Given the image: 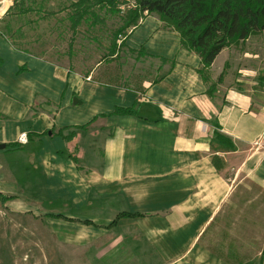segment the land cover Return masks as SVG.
<instances>
[{
	"label": "crops",
	"instance_id": "obj_1",
	"mask_svg": "<svg viewBox=\"0 0 264 264\" xmlns=\"http://www.w3.org/2000/svg\"><path fill=\"white\" fill-rule=\"evenodd\" d=\"M143 49L159 59L143 45L130 51ZM226 49L203 73L183 49L189 67L160 61L155 78L133 84L115 64L87 76L86 65L34 56L0 34V196L14 197L5 208L36 215L27 193L60 203L62 212L42 211L46 223L97 264H264V252L240 250L257 246L248 234L264 208V68L250 67L257 53H239L246 63L208 80ZM134 105L135 115L112 114ZM64 127L71 141L54 135ZM242 208L254 218L242 220Z\"/></svg>",
	"mask_w": 264,
	"mask_h": 264
},
{
	"label": "trees",
	"instance_id": "obj_2",
	"mask_svg": "<svg viewBox=\"0 0 264 264\" xmlns=\"http://www.w3.org/2000/svg\"><path fill=\"white\" fill-rule=\"evenodd\" d=\"M53 1H56V8L50 7ZM132 4L134 7L130 8ZM150 13L158 14L168 27L178 32L181 48L201 59L202 73L224 48L245 42L252 35L264 31V0H13L0 19V34L15 48L34 56L51 59L48 49L52 48L61 58L67 57L71 67L77 43H95L99 51L101 48L105 50L97 54L94 64L85 66V73L89 76L95 66L105 65L107 68L117 63L114 58L123 49L120 38L136 27L144 14ZM118 14L121 24L112 31L109 44L105 45L108 36L105 38L101 33L107 31L109 16ZM60 45L64 49L62 56L57 48ZM146 54L143 49L137 55L142 57ZM160 61L166 63L168 60L162 57ZM208 91L213 94L214 89L209 88ZM136 111V105L116 107L112 114L135 115ZM87 126L73 128L84 129ZM71 129L60 128L54 135L71 141L76 133L69 131ZM216 138L234 149L235 146L222 134L217 133ZM75 153L76 148L70 151L69 156L76 162ZM217 161L218 157L214 156L215 165ZM13 198L0 196V201L5 204Z\"/></svg>",
	"mask_w": 264,
	"mask_h": 264
},
{
	"label": "rangeland",
	"instance_id": "obj_3",
	"mask_svg": "<svg viewBox=\"0 0 264 264\" xmlns=\"http://www.w3.org/2000/svg\"><path fill=\"white\" fill-rule=\"evenodd\" d=\"M10 1L11 0H1L0 11L1 7L3 9L4 6L10 5ZM55 3L56 1L51 2L50 7L56 8ZM133 7L134 4H132L130 8ZM120 24L121 19L119 14L109 16L106 28L107 31L101 33V36L105 38L108 36L107 41L103 38V40H105V45L109 44L112 31ZM121 42L123 43L121 49H123L119 55L114 58V60L117 59L118 61L115 63L114 67L111 68V71L119 72L122 69L121 71L124 72L126 76H131L130 83H142L146 75L149 76L147 77L148 79L152 80L153 77L155 78L157 76L156 69L160 64L159 59L162 57L169 59L171 62H175L176 66L178 63H181L180 65H188L189 67V54L184 53L183 49H181L178 32L176 33L175 30L168 27L156 13L144 14L139 20L138 25L129 29L126 35L120 38L119 43L121 44ZM125 42L127 44H125ZM52 43L56 45L55 41ZM124 45L125 47H123ZM141 45L144 46L147 52L157 54L156 56H158L159 59L154 57L155 55L150 57H139L136 53H131L130 48L135 50ZM57 48L61 50L60 55L62 56L64 49L61 48V45L57 46ZM227 48L228 49L219 56L216 65L211 69L210 74L207 76L208 80L216 83L221 79L223 81V75L220 76L218 74L222 67L225 68L224 73H226L229 70H234L237 67V63H240V65L246 63L247 59H244L243 55L239 57V53H257L258 63L252 64L253 66H248H255L259 74L260 71H258V69L264 68V31L252 35L245 42L233 44ZM76 49L77 51L73 61V66H76V68L94 64L97 54L99 55L105 50L101 48L99 51L95 43H82L81 41L77 43ZM48 51L51 59L66 65L69 63L67 57L61 58L54 53V49L49 48ZM171 62L163 66L161 75L170 67ZM105 69V65L99 68L102 72ZM258 79L259 76H257V80ZM52 87L54 86L52 85ZM209 88L215 89L216 87L215 85H209ZM64 96L65 88L61 90L59 101L56 104L57 107L60 106ZM258 191L264 193V189H262L261 186H259ZM22 195L25 198H29V200H31L29 201L30 204L38 211L36 215L31 213L23 214L11 212L7 210L4 203L0 201V264H97L90 257H83L80 255V250L75 247L73 237H67L64 232H60L57 228L46 223L45 218L47 216L43 215L42 211L62 212L63 207L60 203L50 200H42V202H40L37 198L30 197L28 193ZM261 201L264 200H259V202ZM34 209H32V212L35 213L36 211ZM239 215H241L242 220L247 217L254 218V211H249V209L246 208L244 211L242 208ZM256 224L258 226V231H256V233L251 231L248 235H250L251 238L257 237L258 244L256 247H253L249 245L250 243L247 245L241 242L242 246L240 250L242 258L255 251L257 253L259 251L264 252V208L260 207L257 209ZM226 233L227 237L225 239H228L229 233ZM260 257L261 256L255 260V264H261Z\"/></svg>",
	"mask_w": 264,
	"mask_h": 264
},
{
	"label": "water",
	"instance_id": "obj_4",
	"mask_svg": "<svg viewBox=\"0 0 264 264\" xmlns=\"http://www.w3.org/2000/svg\"><path fill=\"white\" fill-rule=\"evenodd\" d=\"M50 134H51V132H50ZM0 148H4V145L2 144V145H0Z\"/></svg>",
	"mask_w": 264,
	"mask_h": 264
}]
</instances>
